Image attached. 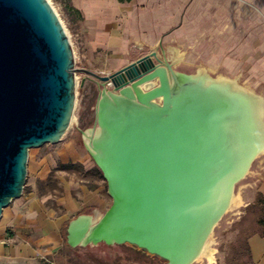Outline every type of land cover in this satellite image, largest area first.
Returning <instances> with one entry per match:
<instances>
[{"label": "water", "instance_id": "1", "mask_svg": "<svg viewBox=\"0 0 264 264\" xmlns=\"http://www.w3.org/2000/svg\"><path fill=\"white\" fill-rule=\"evenodd\" d=\"M74 64L48 0H0V219L23 193L30 149L71 126ZM83 71L104 84L93 135L82 134L112 203L98 219H72L68 244H130L194 263L264 150V106L216 77L176 70L157 50L108 75Z\"/></svg>", "mask_w": 264, "mask_h": 264}, {"label": "crops", "instance_id": "2", "mask_svg": "<svg viewBox=\"0 0 264 264\" xmlns=\"http://www.w3.org/2000/svg\"><path fill=\"white\" fill-rule=\"evenodd\" d=\"M74 3L77 10L88 15L89 22L103 30L98 42L119 46L116 52L129 49L123 43L126 36L140 40L138 46L146 50L142 55L157 50L160 57L175 65L182 60L179 48L172 45L178 42L184 54L189 55L188 60L197 57L200 61L230 65L231 71L244 63L252 76L264 77V0ZM124 24L125 32L121 28ZM50 144L48 150L39 149L29 155L30 188L14 199L0 225V264H52L62 250L69 222L85 213L98 219L111 205V196L102 184L104 176L90 155L85 138L84 150L68 134ZM254 164L256 188L246 192L249 203L242 194L245 205L252 204L256 193L264 198V158ZM75 167L80 172H75ZM52 179L60 193L38 189L37 183L48 185ZM247 246L253 264H264V226L247 236Z\"/></svg>", "mask_w": 264, "mask_h": 264}, {"label": "rangeland", "instance_id": "3", "mask_svg": "<svg viewBox=\"0 0 264 264\" xmlns=\"http://www.w3.org/2000/svg\"><path fill=\"white\" fill-rule=\"evenodd\" d=\"M51 1L70 33V39L75 51L74 66L76 68V75L78 76L74 109L75 120L66 134L76 138L78 145L84 150V135L82 134V130L87 131L95 126L97 103L104 89V84L98 78L85 73L83 69H89L100 75H108L135 61L146 50L138 46L139 39L127 38L126 36L123 38V43H127L129 49L124 53L115 51L119 46L111 47L100 44L98 39L102 35L103 30L96 28V26L89 22L88 15L85 12L77 10L74 0ZM121 28L125 32L126 25H122ZM163 45L165 46V43ZM172 45L179 48L178 52L180 57H182V60L176 61L174 65L176 70L190 74H195L199 70H206L212 77L224 75L236 79L241 85L250 88L254 93L264 97V77L252 76L244 63H240L238 69L231 71L230 65L225 66L219 63L213 64L200 61L197 57L196 59L192 58L193 60H188L189 55L187 53L184 54L182 45H179L178 42H174ZM158 50H160V47ZM51 145L47 143L41 147L32 148L29 151V155L39 149L46 151ZM260 158H264V153L256 157L246 176L236 184L235 192H240L241 195H244V198L247 191L255 190L256 188V184L253 181L256 173L252 171V168L255 165V161ZM74 170L75 172H80L78 167H75ZM89 178L91 181L94 180V177L89 176ZM52 180L54 182L52 181L48 185L37 183L38 189L42 190L43 188L47 191L60 193L61 191L56 180ZM30 183L31 177L28 171L23 192L30 188ZM102 184L106 192L104 178ZM14 201L3 210L0 225ZM245 201L249 203L247 198H245ZM245 201H243V205L237 210H228L214 228L211 237L212 247L217 249V262L214 264H253L247 248V236L254 230L264 226L261 223V220L264 218V207L261 194H255L251 205H245ZM110 203H112L111 197ZM60 249L62 250L52 264H168L128 244L108 245L100 243L98 245L71 247L64 239V243ZM192 264L209 263L207 259H204L195 261Z\"/></svg>", "mask_w": 264, "mask_h": 264}, {"label": "bare ground", "instance_id": "4", "mask_svg": "<svg viewBox=\"0 0 264 264\" xmlns=\"http://www.w3.org/2000/svg\"><path fill=\"white\" fill-rule=\"evenodd\" d=\"M48 1L52 5L53 9L56 11L58 17L60 18V21L62 22V25L64 26V28L66 30V33H67L68 37L70 38V33L68 32V29L66 28V26L64 24V21L60 17V15H59L58 11L56 10V8L54 7L52 1L51 0H48ZM70 42H71V44L73 46V43H72L71 39H70ZM74 53H75V51H74ZM198 73H199V75L205 77V79H207V80H211V81L213 80L212 77L205 70H200V71H198ZM213 81L220 82L224 86H227V87H230V88L232 87L234 89L249 93L257 101L260 102V105L264 106V97L263 96L258 95L256 93H254L250 88L241 85L236 79H232V78L224 76V75H219ZM76 86H78V76L77 75H76ZM76 95H77V91H76ZM74 120H75V115H73V117H72L71 124L74 122ZM87 132H88L89 135H93V132H92L91 128L88 129ZM87 139H88V137H87ZM262 153H264V150L260 154H262ZM243 201L244 200H243V197H242L241 193L240 192L237 193V192L234 191V193L232 195V198H231V201H230V205H229V209L228 210H237L238 208H240L243 205ZM97 216H99V215H97ZM211 237H212V234L208 238V240H207L202 252L198 256L196 261H201V260L207 259L209 264H214V263L217 262V259H216L217 249L212 247V239H211Z\"/></svg>", "mask_w": 264, "mask_h": 264}, {"label": "trees", "instance_id": "5", "mask_svg": "<svg viewBox=\"0 0 264 264\" xmlns=\"http://www.w3.org/2000/svg\"><path fill=\"white\" fill-rule=\"evenodd\" d=\"M120 1H130V0H120ZM100 170V169H99ZM100 172H101V174H102V171L100 170ZM103 175V174H102ZM106 183V187H107V182H105ZM262 203H263V207H264V198H262ZM261 222H262V224L264 225V218L261 220ZM65 241L67 242V235H65ZM67 244H68V242H67ZM128 245H130V244H128ZM130 246H133V247H135V248H137V249H139L138 247H136V246H134V245H130ZM247 248H248V246H247ZM140 250H142V249H140ZM142 251H144V250H142ZM145 253H147L146 251H144ZM148 255H150V256H152V257H154V258H157V257H155V256H153V255H151V254H149V253H147ZM157 259H159V258H157ZM159 260H161V259H159Z\"/></svg>", "mask_w": 264, "mask_h": 264}]
</instances>
